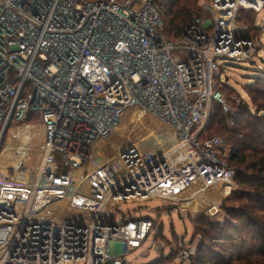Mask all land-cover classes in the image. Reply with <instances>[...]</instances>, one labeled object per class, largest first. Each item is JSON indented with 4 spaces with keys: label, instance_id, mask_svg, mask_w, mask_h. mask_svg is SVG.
Instances as JSON below:
<instances>
[{
    "label": "built area",
    "instance_id": "1",
    "mask_svg": "<svg viewBox=\"0 0 264 264\" xmlns=\"http://www.w3.org/2000/svg\"><path fill=\"white\" fill-rule=\"evenodd\" d=\"M156 1L0 0V162L12 128L35 115L44 129L32 176L0 170V264H131L123 255L155 220L124 217L130 202L220 213L236 170L224 138L201 136L215 106L238 116L222 63L254 62L261 45L239 19L264 0H205L176 41ZM132 110L162 124L170 146L95 155Z\"/></svg>",
    "mask_w": 264,
    "mask_h": 264
},
{
    "label": "rangeland",
    "instance_id": "2",
    "mask_svg": "<svg viewBox=\"0 0 264 264\" xmlns=\"http://www.w3.org/2000/svg\"><path fill=\"white\" fill-rule=\"evenodd\" d=\"M203 1L205 0L200 1V8H202ZM255 17L256 29L258 30H253L251 35L259 41L261 48L254 64L235 61L222 63L225 65L224 81L228 78L226 85L230 88H224L222 92L232 107L243 102L251 103L248 88H257L256 78L264 75V11L260 14L255 13ZM244 21L241 22L244 23ZM255 110L253 108L254 112ZM32 118L33 121L27 123L29 128H12L2 145L1 153L3 155L0 168L11 176H16L19 173L23 175L24 173L25 176L30 177L41 163L40 150L44 129L38 116L34 115ZM167 134V129L157 120L132 110L124 116L117 131L99 144L95 155L101 153L105 160L111 159L118 154L122 147L129 144H138L146 150L153 149L159 144L167 148L171 144L169 137L165 139L164 143L163 137ZM111 145H117L118 148ZM240 190L235 179L229 195L220 194L222 207L220 213L214 216L194 217L191 214L181 212L177 207L162 200H151L137 205L132 202L123 204L124 217H151L157 224L143 248L124 254L123 257L128 259L131 264H191L197 258L199 245L196 247L194 256L189 260L181 261L179 255L189 246H192L197 237H201L197 232L200 228L205 227L200 223V218L203 217L217 223H222L223 220L225 223L228 219L230 220L226 208L239 206L240 203L236 196ZM159 209L162 210L161 213L157 212Z\"/></svg>",
    "mask_w": 264,
    "mask_h": 264
},
{
    "label": "trees",
    "instance_id": "3",
    "mask_svg": "<svg viewBox=\"0 0 264 264\" xmlns=\"http://www.w3.org/2000/svg\"><path fill=\"white\" fill-rule=\"evenodd\" d=\"M200 1L157 0L164 37L180 39L194 15L203 17ZM239 20H245L250 33L258 30L254 12L243 11ZM256 81L257 88H248L251 103L233 107L238 110L237 117L215 106L201 136V139L219 136L226 140L230 151L227 160L236 169L235 179L241 189L236 196L240 204L226 208L230 220L223 224L200 218L205 228L197 232L202 240L197 258L191 264H264V75ZM224 88L230 89L226 84L221 91ZM32 119L31 116L26 123Z\"/></svg>",
    "mask_w": 264,
    "mask_h": 264
},
{
    "label": "bare ground",
    "instance_id": "4",
    "mask_svg": "<svg viewBox=\"0 0 264 264\" xmlns=\"http://www.w3.org/2000/svg\"><path fill=\"white\" fill-rule=\"evenodd\" d=\"M111 146H113L114 148H118L117 145H111ZM0 170L3 171L1 168H0ZM3 172H4V171H3ZM15 173H16V172H15ZM22 176H25V174L23 173Z\"/></svg>",
    "mask_w": 264,
    "mask_h": 264
},
{
    "label": "water",
    "instance_id": "5",
    "mask_svg": "<svg viewBox=\"0 0 264 264\" xmlns=\"http://www.w3.org/2000/svg\"><path fill=\"white\" fill-rule=\"evenodd\" d=\"M252 64H254V62H252ZM228 81V78H226V82ZM109 264H110V262H109Z\"/></svg>",
    "mask_w": 264,
    "mask_h": 264
}]
</instances>
